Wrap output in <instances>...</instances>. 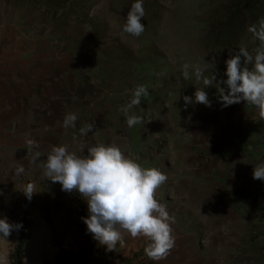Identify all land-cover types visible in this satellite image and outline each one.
<instances>
[{"label": "rangeland", "instance_id": "obj_1", "mask_svg": "<svg viewBox=\"0 0 264 264\" xmlns=\"http://www.w3.org/2000/svg\"><path fill=\"white\" fill-rule=\"evenodd\" d=\"M133 2L0 0V218L22 225L0 238V255L9 264L22 234V264L52 263L61 251L89 253L90 264H264V182L252 178L264 161V119L246 101H219L224 62L240 48L252 52L253 32L235 48L209 39L229 0H143L135 37L122 30ZM197 67L211 85L194 78ZM141 84L148 95L129 114L142 122L129 128L121 107ZM201 87L210 106L186 105ZM69 112L74 128L62 126ZM61 144L77 155L87 154L81 145H115L166 175L154 192L173 236L162 258H149L144 236L124 233L109 251L86 232L84 199L42 175ZM17 166L25 171L16 175Z\"/></svg>", "mask_w": 264, "mask_h": 264}, {"label": "clouds", "instance_id": "obj_2", "mask_svg": "<svg viewBox=\"0 0 264 264\" xmlns=\"http://www.w3.org/2000/svg\"><path fill=\"white\" fill-rule=\"evenodd\" d=\"M143 16V0H134L127 12L123 32L138 37L144 31ZM250 31L258 44L252 52L240 48L225 60L226 79L221 83L227 91L219 88V101L223 106L246 101L257 108L264 119V18ZM242 58L245 66L241 65ZM182 74L185 78L189 76V65H183ZM193 76L204 87L211 85L214 79L212 75L205 76L199 67L193 69ZM147 95L148 90L142 84L138 85L133 89L129 103L121 107L129 128L142 122L140 116L129 112ZM183 100L186 105L200 103L210 106L203 87L197 88L192 97L184 96ZM76 120L75 113H66L62 126L74 128ZM91 130L92 125L80 129L85 135ZM27 143L31 145L32 141ZM81 148L82 153L87 149L86 155L70 152L62 144L52 146L41 162L42 175L53 183L58 182L62 191L75 190L80 194L87 206L88 214L82 217L86 232L107 250H114L118 243H122L123 234L127 233L132 237L148 238L146 254L154 260L162 258L172 247L173 236L168 212L154 198V192L165 182L166 175L156 168H142L115 145H81ZM39 155L35 153L33 159ZM24 171L23 166L15 168L16 175ZM252 178L264 182V161L252 167ZM23 192L30 199L33 186L26 185ZM20 227L21 224H11L6 218H0V238H6L11 230ZM0 264H8L6 256L0 255Z\"/></svg>", "mask_w": 264, "mask_h": 264}, {"label": "trees", "instance_id": "obj_3", "mask_svg": "<svg viewBox=\"0 0 264 264\" xmlns=\"http://www.w3.org/2000/svg\"><path fill=\"white\" fill-rule=\"evenodd\" d=\"M221 14L224 21L218 33L209 31V39L219 45L235 48L245 30L258 25L259 20L264 18V0H229L227 8L223 9ZM253 37L256 39L254 34ZM24 245L25 238L20 234L17 244L9 255V264H22ZM91 261L89 253L69 255L61 251L54 262L44 264H90Z\"/></svg>", "mask_w": 264, "mask_h": 264}]
</instances>
